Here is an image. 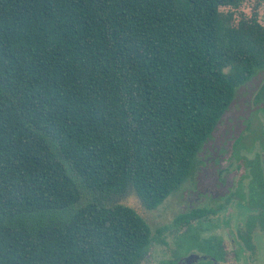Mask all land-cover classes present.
<instances>
[{
    "label": "trees",
    "instance_id": "trees-1",
    "mask_svg": "<svg viewBox=\"0 0 264 264\" xmlns=\"http://www.w3.org/2000/svg\"><path fill=\"white\" fill-rule=\"evenodd\" d=\"M243 1L0 0V264H141L152 228L114 199L133 189L155 209L195 178L264 69L258 13L222 10ZM248 170L227 202L264 219V167Z\"/></svg>",
    "mask_w": 264,
    "mask_h": 264
},
{
    "label": "rangeland",
    "instance_id": "rangeland-1",
    "mask_svg": "<svg viewBox=\"0 0 264 264\" xmlns=\"http://www.w3.org/2000/svg\"><path fill=\"white\" fill-rule=\"evenodd\" d=\"M222 10L235 11L238 18L257 12L264 25V0H244L237 9L222 7ZM263 82L264 69L238 88L234 100L199 153L202 163L195 178L166 198L159 207L146 208L133 189L114 199V202L134 207L152 228L154 239L151 253L143 264H158L159 259L175 247V221L181 213L193 208H216L224 204L227 205L224 210L210 216L213 220H218L221 227L227 229L228 226L221 220L239 218L233 214L239 210L237 197L229 202L227 197L236 189L242 176L249 173L252 162H259L264 167V99L255 102ZM236 149L240 158L235 154ZM249 181V177L244 178L245 186H249ZM232 214L233 217H230ZM229 227L236 229L232 223ZM184 240V247L191 244V236Z\"/></svg>",
    "mask_w": 264,
    "mask_h": 264
},
{
    "label": "flooded vegetation",
    "instance_id": "flooded-vegetation-1",
    "mask_svg": "<svg viewBox=\"0 0 264 264\" xmlns=\"http://www.w3.org/2000/svg\"><path fill=\"white\" fill-rule=\"evenodd\" d=\"M243 190L249 191L250 187L244 186ZM248 198L250 199L249 195ZM237 204L239 210L233 214L239 218L227 217L225 220H221L228 226L227 229L221 227L218 220L209 217L191 219L190 222L194 227L191 230L192 233H187V223L179 222L180 224H178L177 218L175 221V247L169 250L165 257L159 259L158 264H264L262 204L251 203L248 200L237 202ZM226 207L227 205L224 204L216 208L212 207L217 209L213 214ZM242 210L245 211L242 212ZM241 213L242 217H240ZM233 214L230 217H233ZM231 223L233 227L236 226V229L229 227ZM188 236H191V244L184 247L186 245L184 239ZM212 236L220 238L221 241H209ZM152 243L141 264L151 253Z\"/></svg>",
    "mask_w": 264,
    "mask_h": 264
}]
</instances>
